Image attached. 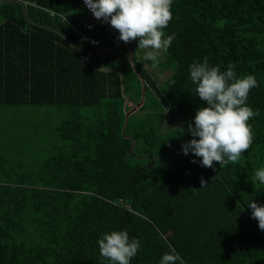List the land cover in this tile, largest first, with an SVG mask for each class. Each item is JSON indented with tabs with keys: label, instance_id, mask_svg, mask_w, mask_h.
Instances as JSON below:
<instances>
[{
	"label": "trees",
	"instance_id": "1",
	"mask_svg": "<svg viewBox=\"0 0 264 264\" xmlns=\"http://www.w3.org/2000/svg\"><path fill=\"white\" fill-rule=\"evenodd\" d=\"M26 1L0 0V105L68 116L36 149L0 156V264H112L98 245L112 231L139 240L130 264H160L173 249L176 264H264V231L248 207L264 205V184L252 179L264 167V0H172L168 74L159 83L132 57L144 98L123 130L127 102L141 94L125 47L120 72L76 56L111 44L108 23L82 29L77 0ZM205 57L258 83L246 101L258 113L252 144L222 167L182 150L206 106L189 68ZM166 120L173 127L161 132Z\"/></svg>",
	"mask_w": 264,
	"mask_h": 264
},
{
	"label": "clouds",
	"instance_id": "2",
	"mask_svg": "<svg viewBox=\"0 0 264 264\" xmlns=\"http://www.w3.org/2000/svg\"><path fill=\"white\" fill-rule=\"evenodd\" d=\"M84 3L96 19L118 30L119 40L127 43L138 39V48L147 50L143 59L152 61L154 66L174 39L171 35L165 38L163 32L172 19V0H84ZM129 66L134 68L133 58ZM189 70L191 81L197 85L198 97L206 106L196 110L194 125H188L193 138L182 145L183 153L191 152L202 158L200 163L206 168H213L214 161L221 167L238 162L242 152L252 144L248 121L258 113L246 101L250 90L258 87L257 80L251 74L238 77L231 65L221 72L218 67L209 65L207 57L203 62H192ZM252 179L264 184V167L255 170ZM207 183L201 177V188ZM248 207L252 209V218L264 231V205L253 200ZM98 245L100 254L112 264H130L140 242L136 238L130 240L127 231H112L103 234ZM178 260L180 256L173 249L162 255L160 264H176Z\"/></svg>",
	"mask_w": 264,
	"mask_h": 264
},
{
	"label": "rangeland",
	"instance_id": "3",
	"mask_svg": "<svg viewBox=\"0 0 264 264\" xmlns=\"http://www.w3.org/2000/svg\"><path fill=\"white\" fill-rule=\"evenodd\" d=\"M143 51L147 50L143 49ZM164 60V52H162L155 66L152 61H146L149 64L145 70L159 83H162L168 74L163 68ZM127 105L134 104L127 102ZM67 116L66 107L54 105H0V156H5L6 152L33 149L36 145L44 143L48 138L50 139V133L53 134L54 127ZM173 123L166 120L160 129L161 132L173 127Z\"/></svg>",
	"mask_w": 264,
	"mask_h": 264
},
{
	"label": "crops",
	"instance_id": "4",
	"mask_svg": "<svg viewBox=\"0 0 264 264\" xmlns=\"http://www.w3.org/2000/svg\"><path fill=\"white\" fill-rule=\"evenodd\" d=\"M59 18L61 20H64L61 16H59ZM71 28L73 30L76 29L73 26H71ZM119 35L120 34L118 30L114 29L110 25V23H108L106 25V35L104 39L110 42L111 44L108 46H97V47L94 46L93 49L90 50L92 54L91 59L98 61V63L101 65L100 66L101 68L116 70L120 72V68L124 65V56L121 57L123 53L120 51V49L122 46H124L127 51L126 60L128 59V48H129L131 51V57L135 56L136 58L140 59L141 62L144 64V68H145L148 65V62H146L147 60L143 59L145 53L143 49L138 48V39L125 43L118 39Z\"/></svg>",
	"mask_w": 264,
	"mask_h": 264
},
{
	"label": "built area",
	"instance_id": "5",
	"mask_svg": "<svg viewBox=\"0 0 264 264\" xmlns=\"http://www.w3.org/2000/svg\"><path fill=\"white\" fill-rule=\"evenodd\" d=\"M23 4L28 3L26 0H20ZM77 8L82 10L83 15L79 18L80 27L82 29L91 30L93 29L98 23L102 22V19H96L92 12L86 7L84 0H77ZM78 32V30L74 29ZM77 58L81 61H89L91 59V52L90 51H81L78 52L76 55Z\"/></svg>",
	"mask_w": 264,
	"mask_h": 264
},
{
	"label": "water",
	"instance_id": "6",
	"mask_svg": "<svg viewBox=\"0 0 264 264\" xmlns=\"http://www.w3.org/2000/svg\"><path fill=\"white\" fill-rule=\"evenodd\" d=\"M127 47V46H126ZM128 48V47H127ZM131 51L128 48V62L131 59ZM133 72L135 73V75L138 77L139 81H140V86H141V94H140V99L137 103H135L133 106H130V108L128 110L124 111V123H123V127L122 130L124 128V125L126 123L127 120V116L133 112H135L137 109H139V107L142 105L143 102V98H144V82L143 79L141 78V76L138 74V72L136 71L135 67L132 68Z\"/></svg>",
	"mask_w": 264,
	"mask_h": 264
}]
</instances>
